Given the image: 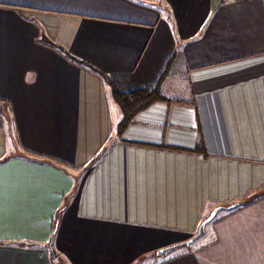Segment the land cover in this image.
<instances>
[{"label":"crops","instance_id":"0c3cea01","mask_svg":"<svg viewBox=\"0 0 264 264\" xmlns=\"http://www.w3.org/2000/svg\"><path fill=\"white\" fill-rule=\"evenodd\" d=\"M55 262L264 264V0H0V264Z\"/></svg>","mask_w":264,"mask_h":264},{"label":"trees","instance_id":"16d2710c","mask_svg":"<svg viewBox=\"0 0 264 264\" xmlns=\"http://www.w3.org/2000/svg\"><path fill=\"white\" fill-rule=\"evenodd\" d=\"M111 94L118 104L122 118L117 126V132L120 133L123 128L131 121L133 116L141 109L147 107L157 99L156 92L147 89L136 90L127 94L120 93L116 87L110 84ZM238 203L237 205H239Z\"/></svg>","mask_w":264,"mask_h":264},{"label":"water","instance_id":"95a60500","mask_svg":"<svg viewBox=\"0 0 264 264\" xmlns=\"http://www.w3.org/2000/svg\"><path fill=\"white\" fill-rule=\"evenodd\" d=\"M235 206H237V203L232 204L228 207H216V208H214L210 212V214L200 223L198 230H197V233L192 238H190L189 240H187L183 243L163 248V249L157 251L156 255L158 257H164V256H167L168 254H170V253H172V252H174L180 248L189 246L190 244H192L194 241H196L197 239H199L203 235L205 226L213 220V218L215 217V215L217 214L218 211H220L221 209H231ZM51 237H53V235ZM50 247L52 248V238H51V242H50Z\"/></svg>","mask_w":264,"mask_h":264},{"label":"rangeland","instance_id":"374dc122","mask_svg":"<svg viewBox=\"0 0 264 264\" xmlns=\"http://www.w3.org/2000/svg\"><path fill=\"white\" fill-rule=\"evenodd\" d=\"M192 237H193V236H192ZM192 237H191V238H192ZM200 238H201V237H200ZM200 238H199V239H200ZM189 239H190V238H189ZM189 239H187V240H189ZM199 239H198V240H199ZM187 240H185V241H187ZM198 240H196V241H198ZM185 241H183V242H185ZM196 241H195V242H196ZM183 242H180V243H183ZM180 243H176V244H173V245H171V246H174V245H177V244H180ZM168 247H170V246H168ZM178 250H179V249H178ZM55 264H56V262H55Z\"/></svg>","mask_w":264,"mask_h":264}]
</instances>
